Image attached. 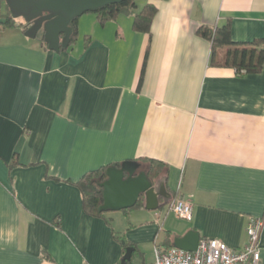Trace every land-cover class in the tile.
I'll use <instances>...</instances> for the list:
<instances>
[{"label": "crops", "instance_id": "1", "mask_svg": "<svg viewBox=\"0 0 264 264\" xmlns=\"http://www.w3.org/2000/svg\"><path fill=\"white\" fill-rule=\"evenodd\" d=\"M137 4L158 10L149 34L133 16L102 25L92 13L59 53L42 33L27 38L22 19L0 24V264H121L114 232L140 249V264L189 232L242 249L250 219L264 217V66L212 67V43L197 34L229 24L235 42H264V0ZM9 15L0 0V21ZM127 161L143 172L162 164L156 182L170 197L156 211L143 198L120 211L119 229L112 212H84L75 184ZM176 200L192 204L190 221L173 213ZM260 248L264 264V228Z\"/></svg>", "mask_w": 264, "mask_h": 264}, {"label": "water", "instance_id": "2", "mask_svg": "<svg viewBox=\"0 0 264 264\" xmlns=\"http://www.w3.org/2000/svg\"><path fill=\"white\" fill-rule=\"evenodd\" d=\"M125 0H6L11 17L23 19L29 28L25 36L36 39L42 33L44 42L52 52L59 53L70 45L73 20L84 14L97 11ZM142 165L136 161H127L120 166H112L106 170L108 179L101 183L103 189V205L101 212H120L132 209L143 198V207L147 211H156L166 205L170 197L165 187V180L152 183L146 172L140 171ZM200 237L189 232L183 238H177L174 247L195 252ZM134 248H128L121 264H135Z\"/></svg>", "mask_w": 264, "mask_h": 264}, {"label": "trees", "instance_id": "3", "mask_svg": "<svg viewBox=\"0 0 264 264\" xmlns=\"http://www.w3.org/2000/svg\"><path fill=\"white\" fill-rule=\"evenodd\" d=\"M157 8L152 4L145 5L138 11L137 0H125L119 4L109 5L101 8L94 13L99 22L104 25L109 21L117 20L120 16H133V30L138 33L149 34L153 19L157 13ZM80 18V17H79ZM72 21L73 34L70 45H72L78 37V20ZM0 24L8 28L16 26V20L11 15L5 18ZM20 26L26 31L29 24L23 22ZM197 34L212 43V54L210 57V66L233 68L239 74L259 73L264 66V42L254 41L252 43H237L232 38L231 26L229 24L218 27L215 30L208 27H201ZM43 37V36H42ZM42 44L46 47L47 44L42 38ZM65 49H62L63 51ZM148 170L146 174L152 183L156 179L165 174V169L162 164L155 161H147ZM142 165V164H141ZM120 166V165H115ZM105 167L96 171L85 174L75 185L78 187L82 197L84 212L94 218L106 219L107 213L101 212L100 208L103 205V189L101 183L108 179ZM142 206V199L136 204L133 209ZM131 210H124L128 214ZM111 225V222L107 220ZM114 238L120 243L124 253L128 248H134V258L143 261V253L135 245L129 242L125 235H117L114 232Z\"/></svg>", "mask_w": 264, "mask_h": 264}, {"label": "built area", "instance_id": "4", "mask_svg": "<svg viewBox=\"0 0 264 264\" xmlns=\"http://www.w3.org/2000/svg\"><path fill=\"white\" fill-rule=\"evenodd\" d=\"M171 210L181 220L192 219L193 206L188 201H174ZM263 228L264 217L251 218L247 227L248 243L242 249H233L211 238L201 239L195 252L176 247H156L154 264H260V236Z\"/></svg>", "mask_w": 264, "mask_h": 264}, {"label": "rangeland", "instance_id": "5", "mask_svg": "<svg viewBox=\"0 0 264 264\" xmlns=\"http://www.w3.org/2000/svg\"><path fill=\"white\" fill-rule=\"evenodd\" d=\"M85 15V19H90V17H91V19H92V17H93V19H95V16H94V14H92V13H88V14H84ZM123 21L124 20H127L128 19V16H122V18H121ZM20 20V19H19ZM23 20V19H22ZM24 21V20H23ZM84 30H83V32H90L91 30H92V24H90V22H88V20H85V22H84ZM145 169V166H143L142 168H140V171L141 170H144ZM119 213H121V212H112L111 213V215L115 218V220L113 221V224L115 225V227H117V228H122V224H123V226H127V220L125 219V218H123L124 216V214H119ZM120 219H121V221H120ZM132 222H135L134 220H131ZM148 247H146V249H147ZM146 253H147V255H146V262H147V264H150V261H149V257H150V253H149V249H147V251H146ZM135 264H140L139 262H135Z\"/></svg>", "mask_w": 264, "mask_h": 264}]
</instances>
